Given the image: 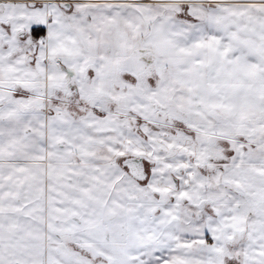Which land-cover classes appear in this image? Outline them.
Returning a JSON list of instances; mask_svg holds the SVG:
<instances>
[{"label": "snow or ice", "instance_id": "snow-or-ice-1", "mask_svg": "<svg viewBox=\"0 0 264 264\" xmlns=\"http://www.w3.org/2000/svg\"><path fill=\"white\" fill-rule=\"evenodd\" d=\"M0 264H264V0H0Z\"/></svg>", "mask_w": 264, "mask_h": 264}]
</instances>
